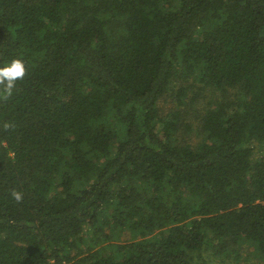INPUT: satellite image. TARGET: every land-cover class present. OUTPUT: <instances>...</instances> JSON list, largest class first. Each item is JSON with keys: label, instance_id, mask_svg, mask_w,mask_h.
I'll use <instances>...</instances> for the list:
<instances>
[{"label": "trees", "instance_id": "16d2710c", "mask_svg": "<svg viewBox=\"0 0 264 264\" xmlns=\"http://www.w3.org/2000/svg\"><path fill=\"white\" fill-rule=\"evenodd\" d=\"M17 57L0 264H264V0H0Z\"/></svg>", "mask_w": 264, "mask_h": 264}, {"label": "clouds", "instance_id": "9594fccd", "mask_svg": "<svg viewBox=\"0 0 264 264\" xmlns=\"http://www.w3.org/2000/svg\"><path fill=\"white\" fill-rule=\"evenodd\" d=\"M27 71L28 68L26 62L19 57L13 58L8 63L0 66V94H3L5 99L12 96L17 81L22 80L26 76ZM3 127L5 130H8L9 128L14 127V125L5 123ZM11 194L15 201H22V192L14 189Z\"/></svg>", "mask_w": 264, "mask_h": 264}, {"label": "rangeland", "instance_id": "374dc122", "mask_svg": "<svg viewBox=\"0 0 264 264\" xmlns=\"http://www.w3.org/2000/svg\"><path fill=\"white\" fill-rule=\"evenodd\" d=\"M172 101H173L172 99H169V105H172ZM188 109H189V113L191 114L193 109L191 108V106H188ZM254 263L253 262H249V264H254Z\"/></svg>", "mask_w": 264, "mask_h": 264}]
</instances>
